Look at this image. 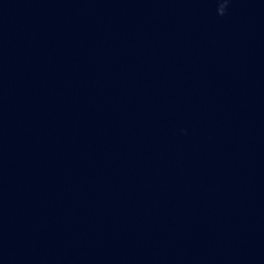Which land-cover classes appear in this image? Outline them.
<instances>
[{
	"label": "clouds",
	"instance_id": "1",
	"mask_svg": "<svg viewBox=\"0 0 264 264\" xmlns=\"http://www.w3.org/2000/svg\"><path fill=\"white\" fill-rule=\"evenodd\" d=\"M218 8L217 12L219 15H224L230 0H217Z\"/></svg>",
	"mask_w": 264,
	"mask_h": 264
}]
</instances>
